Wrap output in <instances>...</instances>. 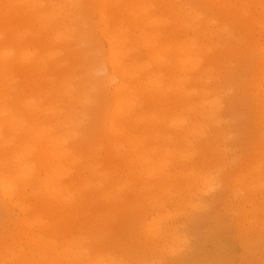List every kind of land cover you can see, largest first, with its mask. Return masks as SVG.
<instances>
[{
	"label": "rangeland",
	"instance_id": "1",
	"mask_svg": "<svg viewBox=\"0 0 264 264\" xmlns=\"http://www.w3.org/2000/svg\"><path fill=\"white\" fill-rule=\"evenodd\" d=\"M2 139L0 264H80L65 184L96 264H264V0H0Z\"/></svg>",
	"mask_w": 264,
	"mask_h": 264
},
{
	"label": "bare ground",
	"instance_id": "2",
	"mask_svg": "<svg viewBox=\"0 0 264 264\" xmlns=\"http://www.w3.org/2000/svg\"><path fill=\"white\" fill-rule=\"evenodd\" d=\"M153 9V7L151 8ZM151 9L149 8L148 10L151 11ZM142 12H144L142 10ZM148 21L151 24H157V20H154L153 16L149 19ZM157 42V40H154L153 44ZM197 51H199L198 47H190L187 48L185 46H180L179 48L176 49V53L178 55H181L180 60L181 61L184 55V52H186L185 54L188 55V57H192L193 53H196ZM112 57H115V54H112ZM114 78L111 79V81H113ZM108 83H110L109 78L106 80ZM124 87V85H120V84H116L113 87L114 93H119ZM126 103L122 100L121 102H119L118 106L116 107V112H117V116L119 118H121L122 120H125L127 117L132 118L133 115L135 114V111L137 110V108L135 107H126L125 106ZM134 112V113H133ZM125 113V114H124ZM127 114V115H126ZM49 134H45V133H40L39 136L41 137V139H43L45 136L49 138L47 145H54V148L56 149L54 154L51 156L50 159V165H51V169L54 168V162H57L59 165L63 164L66 159L70 156V153L68 151H65V146L68 144L69 142V136L68 135H61L60 136H55L52 135V131H48ZM3 142V144H5L7 142L6 139H2L0 140ZM13 142H11L10 144H12ZM13 145H16V143H13ZM7 149H9L10 145H6ZM15 147V146H13ZM11 147V148H13ZM9 150H7L8 152ZM12 151H14V149H12ZM22 164L24 165V168L28 167V163L22 162ZM27 171V170H26ZM2 177V174L0 173V178ZM3 181L0 180V192L2 193V207L4 208H11V209H22V207L24 206L23 202L24 201H20V199L18 198V200L14 201L13 203L11 202L12 200H14V198L10 197V187H7L5 185L2 184ZM65 183H68L67 181H65ZM79 189L76 188V190H72L69 189V186L67 184L65 185H61L60 187L56 188V189H52L50 191L51 193V198H55L58 195H64L66 196V198L64 199L66 202H70L68 203V206L66 208V212H65V217L63 218L64 220L68 221V224L72 227H78L79 230L83 231H88V235L87 236H81L78 238V245L83 246L84 248L86 247V250H81L79 253L75 254L76 257H78V259H80L79 263L80 264H85V261L87 259H90V261L86 264H96V262L94 261V240H96V242H100L99 240H101L100 237L97 238V236L94 235V221L89 220L88 222L87 220V216L83 215L82 212V207L80 202H77V200L75 199L78 194H79ZM80 218H82L83 220H79ZM77 222H81L80 225ZM84 223V224H83ZM82 224V225H81ZM92 258V260H91ZM101 264V263H99ZM127 264V263H124Z\"/></svg>",
	"mask_w": 264,
	"mask_h": 264
}]
</instances>
